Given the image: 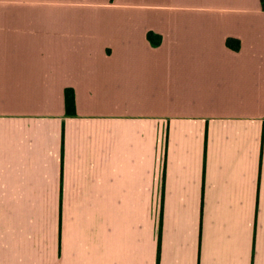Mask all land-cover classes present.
<instances>
[{
  "label": "crops",
  "instance_id": "obj_1",
  "mask_svg": "<svg viewBox=\"0 0 264 264\" xmlns=\"http://www.w3.org/2000/svg\"><path fill=\"white\" fill-rule=\"evenodd\" d=\"M0 264H264V0H0Z\"/></svg>",
  "mask_w": 264,
  "mask_h": 264
},
{
  "label": "trees",
  "instance_id": "obj_2",
  "mask_svg": "<svg viewBox=\"0 0 264 264\" xmlns=\"http://www.w3.org/2000/svg\"><path fill=\"white\" fill-rule=\"evenodd\" d=\"M148 37L152 42H154L156 44H159L162 41L161 36L156 35L153 32H149ZM227 45L229 48L236 50V51L240 50V48H241L240 40L232 38V37L227 39ZM66 106H67L68 114H75L76 113L75 93H74L73 89H67L66 90Z\"/></svg>",
  "mask_w": 264,
  "mask_h": 264
}]
</instances>
